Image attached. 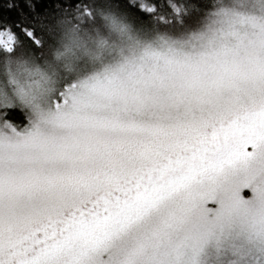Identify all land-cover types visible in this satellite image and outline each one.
I'll list each match as a JSON object with an SVG mask.
<instances>
[{
  "label": "snow or ice",
  "instance_id": "6c2138e0",
  "mask_svg": "<svg viewBox=\"0 0 264 264\" xmlns=\"http://www.w3.org/2000/svg\"><path fill=\"white\" fill-rule=\"evenodd\" d=\"M0 264H264V0H7Z\"/></svg>",
  "mask_w": 264,
  "mask_h": 264
},
{
  "label": "trees",
  "instance_id": "16d2710c",
  "mask_svg": "<svg viewBox=\"0 0 264 264\" xmlns=\"http://www.w3.org/2000/svg\"><path fill=\"white\" fill-rule=\"evenodd\" d=\"M7 3V0H0V8H3L4 4Z\"/></svg>",
  "mask_w": 264,
  "mask_h": 264
}]
</instances>
